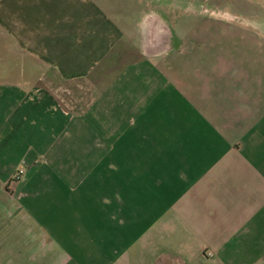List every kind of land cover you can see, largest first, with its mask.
I'll use <instances>...</instances> for the list:
<instances>
[{
    "label": "crops",
    "instance_id": "obj_1",
    "mask_svg": "<svg viewBox=\"0 0 264 264\" xmlns=\"http://www.w3.org/2000/svg\"><path fill=\"white\" fill-rule=\"evenodd\" d=\"M0 264H264V0H0Z\"/></svg>",
    "mask_w": 264,
    "mask_h": 264
},
{
    "label": "rangeland",
    "instance_id": "obj_2",
    "mask_svg": "<svg viewBox=\"0 0 264 264\" xmlns=\"http://www.w3.org/2000/svg\"><path fill=\"white\" fill-rule=\"evenodd\" d=\"M19 171H25V174H24V177H25L26 172H27L26 166H25V165H21V166L18 168V170H17L16 173H19ZM15 178H16V176H15ZM16 179H17V178H16ZM17 180H18V179H17Z\"/></svg>",
    "mask_w": 264,
    "mask_h": 264
},
{
    "label": "built area",
    "instance_id": "obj_3",
    "mask_svg": "<svg viewBox=\"0 0 264 264\" xmlns=\"http://www.w3.org/2000/svg\"><path fill=\"white\" fill-rule=\"evenodd\" d=\"M25 171H19V173H16V178L20 180L24 177Z\"/></svg>",
    "mask_w": 264,
    "mask_h": 264
}]
</instances>
